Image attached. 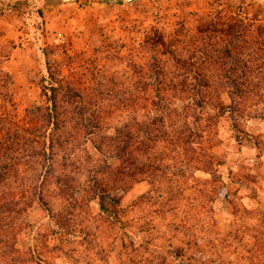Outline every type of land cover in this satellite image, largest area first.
Returning a JSON list of instances; mask_svg holds the SVG:
<instances>
[{"label":"rangeland","instance_id":"rangeland-1","mask_svg":"<svg viewBox=\"0 0 264 264\" xmlns=\"http://www.w3.org/2000/svg\"><path fill=\"white\" fill-rule=\"evenodd\" d=\"M231 44L250 68L227 62ZM234 68L262 80L264 0H0V172L11 168L0 180V201L14 197L10 222L19 237L26 231L24 241L43 264H123L124 239L142 241L137 217L145 219L153 203L130 207L151 185L109 184L122 211L116 217L101 210V180H110L109 167L118 164L110 149L100 152L114 134L105 124L126 119L132 95L182 86L166 79L184 75L190 86L217 89L231 105L233 86L216 80ZM258 83L244 87L260 96L219 117L215 151L226 158L221 169L235 203L216 202V224L202 251L181 250L186 243L179 237L156 239L150 250L171 264H212V241L238 226L235 204L264 207V83ZM100 109L110 113L103 127L96 126Z\"/></svg>","mask_w":264,"mask_h":264},{"label":"trees","instance_id":"trees-1","mask_svg":"<svg viewBox=\"0 0 264 264\" xmlns=\"http://www.w3.org/2000/svg\"><path fill=\"white\" fill-rule=\"evenodd\" d=\"M233 48L232 44L226 48L227 62L240 65L242 62L246 69L250 68V63L243 62L242 55L239 57L240 50ZM252 74V70L239 72L234 68L217 77L216 81L233 86L228 90L231 105L225 103L217 89L207 85L190 86L188 75L179 81L166 79L182 86H162L132 95L128 113H120L122 120L123 116L126 119L122 123L120 118L105 124H112L114 134L105 147H99L100 152L104 154L107 147L118 164L110 165V180H101V210H112L116 217L122 211L121 198L110 194V185L123 190L141 181L151 185L150 192L140 195L130 207L136 211L137 207L153 203L145 219L137 217L142 241L124 239L123 264H171L166 254L152 252L149 247L164 236L167 240L181 238L186 243L181 250L187 246L202 251L203 239L216 224V202L227 198L235 203L230 199L228 182L221 169L226 158L215 147L221 142V113L228 106H245L254 96H260L257 91L244 87H252L255 81L264 83V75L262 80H255ZM96 115L99 122L96 126L103 127L110 113L100 109ZM6 171L0 172V180L7 175ZM108 199L112 200L114 209ZM15 207L14 197L0 201V264H12L13 260L14 264H43L44 259L24 241L26 231L19 237L17 227L10 222ZM235 208L238 226L230 235H219L212 241L215 249L212 264H239L232 256L245 260V264H264V207L238 202ZM132 218L130 222L134 223ZM246 218L252 220L251 225L241 223Z\"/></svg>","mask_w":264,"mask_h":264}]
</instances>
